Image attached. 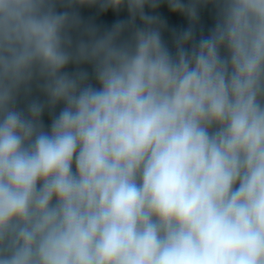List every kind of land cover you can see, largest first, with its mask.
<instances>
[{
    "label": "clouds",
    "instance_id": "clouds-1",
    "mask_svg": "<svg viewBox=\"0 0 264 264\" xmlns=\"http://www.w3.org/2000/svg\"><path fill=\"white\" fill-rule=\"evenodd\" d=\"M0 264H264V0H0Z\"/></svg>",
    "mask_w": 264,
    "mask_h": 264
},
{
    "label": "water",
    "instance_id": "water-1",
    "mask_svg": "<svg viewBox=\"0 0 264 264\" xmlns=\"http://www.w3.org/2000/svg\"><path fill=\"white\" fill-rule=\"evenodd\" d=\"M77 10L85 23L92 24L97 28H99L101 31L110 28L112 24L117 20L128 18V13L126 8L121 9L119 12L108 11L107 13L100 11L98 6H91V7L83 6V7H78ZM146 11H151V10L146 8ZM152 14H159L167 20L169 30L164 32V38L169 42L170 46H171V29L176 28L177 30H180L188 26V21L186 18L169 15L166 7L164 6H162L160 9H157L156 12ZM137 22L139 23V21ZM213 23H214L213 10L211 6H209L208 8L201 9L200 21L197 26L198 28L197 35L199 36L200 29H203V34L207 35V31L213 25ZM68 70H71V66ZM20 106L23 107V103H21ZM57 111H59V108H57ZM43 120L46 126L50 124V117L47 112L45 113Z\"/></svg>",
    "mask_w": 264,
    "mask_h": 264
}]
</instances>
